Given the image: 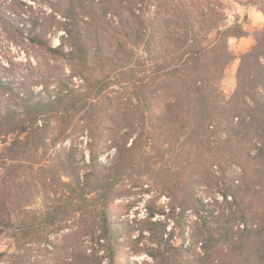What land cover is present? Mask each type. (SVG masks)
Listing matches in <instances>:
<instances>
[{
    "label": "trees",
    "instance_id": "16d2710c",
    "mask_svg": "<svg viewBox=\"0 0 264 264\" xmlns=\"http://www.w3.org/2000/svg\"><path fill=\"white\" fill-rule=\"evenodd\" d=\"M248 1L264 15V0ZM38 4L49 11L0 0V32L67 72L59 70L53 86L40 91L0 80L7 94L0 111V237L19 249L65 244L69 264H121L123 224L110 204L121 182L144 178L168 197L167 215L179 208L202 216L215 205L207 214L219 221L212 227L203 220L184 246L166 235L167 221L151 220L165 209L149 207L139 231L148 232L149 243L141 249L156 264H264V27L240 54L227 97L220 81L235 58L228 39L247 32L239 23L222 25L218 0ZM48 34L57 35L56 45ZM152 100L163 104L155 118ZM79 135L87 138L88 160ZM104 149L113 152L102 163ZM231 165L239 168L235 176ZM209 189L222 200L204 202ZM36 198L40 207H33Z\"/></svg>",
    "mask_w": 264,
    "mask_h": 264
},
{
    "label": "rangeland",
    "instance_id": "374dc122",
    "mask_svg": "<svg viewBox=\"0 0 264 264\" xmlns=\"http://www.w3.org/2000/svg\"><path fill=\"white\" fill-rule=\"evenodd\" d=\"M24 1L31 4L36 10L49 11L47 4H38L39 0ZM218 2L225 16L222 25L227 26L239 23L247 32L245 36L230 37L228 39V48L235 58L226 67L223 78L220 81V89L228 97L236 87L235 73L239 64V56L241 53L248 51L255 43V33L264 27V15L260 10L259 4H251L248 0H218ZM9 36L6 32H0V80L11 81L13 84H16L18 79L23 80L25 86L35 91H40L44 87L51 88L53 86L54 83L52 82L54 79L52 77L54 78L59 73V70L67 72L60 62L46 59L40 50L28 44L12 42ZM47 37L51 44L56 45L58 43L57 35L48 34ZM76 81L73 80L75 84ZM6 98L7 94L0 88V111L7 102ZM162 108L163 104L160 100H152V118H155L156 114L162 111ZM68 140L65 141L66 145L69 143ZM77 145L80 149L79 152L83 153L86 160H88L89 149L85 135L78 136ZM58 147L59 145H56L55 148ZM112 152L113 149H104L103 153L99 155V160L102 163L107 162ZM51 154L54 155L53 153ZM238 172L239 168L236 165L230 166V174L235 176ZM142 180L145 179L133 178L121 182L118 185L120 195L110 204L113 217L123 224L118 250V258L121 264H156L141 249L144 247V244L149 243L148 232L145 230L142 232V235L139 232L142 228H145L144 221L146 220L149 207L154 208L153 210L155 211L161 207L165 209L164 214L156 212L151 217V220L161 219L162 221H167L166 235L171 234L172 241L176 244H180L184 239V246L188 242H191L190 238L191 234L195 232V226H199L203 220H206L212 227H215L219 222L216 217L207 214L211 208L216 213L217 208L215 205H209L207 207L208 211L203 212L202 216L193 210L184 212L182 216L179 208L175 210L172 216L167 215L168 197L159 194L156 188L150 187L148 182L145 183ZM201 196L204 202H212L214 198L219 201L222 200L217 189L215 191L214 189L205 190ZM33 207H40L39 199L36 198ZM178 218L179 220L181 219L180 223H185L184 237L180 234L182 224H177L176 220ZM52 241L56 242L58 240L52 237ZM82 246L86 249L87 253L92 249L90 243L86 240L82 241ZM46 248H48V251L42 248L40 250L33 248L26 249L25 247L19 249L16 248L11 238L2 235L0 237V252H3V254L0 256V264H69L70 251L65 244L60 249H54L55 251H52L53 248L49 245ZM137 250L139 251L137 252ZM195 251L199 255H202L203 249L200 243L195 246ZM18 252L20 256H15Z\"/></svg>",
    "mask_w": 264,
    "mask_h": 264
}]
</instances>
